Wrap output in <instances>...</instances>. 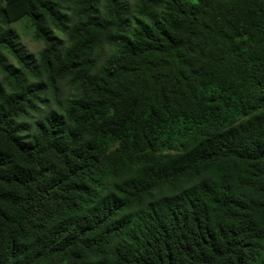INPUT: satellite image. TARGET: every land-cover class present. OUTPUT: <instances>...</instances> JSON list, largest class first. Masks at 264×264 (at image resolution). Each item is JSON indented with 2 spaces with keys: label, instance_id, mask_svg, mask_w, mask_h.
Returning <instances> with one entry per match:
<instances>
[{
  "label": "trees",
  "instance_id": "trees-1",
  "mask_svg": "<svg viewBox=\"0 0 264 264\" xmlns=\"http://www.w3.org/2000/svg\"><path fill=\"white\" fill-rule=\"evenodd\" d=\"M0 264H264V0H0Z\"/></svg>",
  "mask_w": 264,
  "mask_h": 264
},
{
  "label": "rangeland",
  "instance_id": "rangeland-1",
  "mask_svg": "<svg viewBox=\"0 0 264 264\" xmlns=\"http://www.w3.org/2000/svg\"><path fill=\"white\" fill-rule=\"evenodd\" d=\"M17 29L20 31L22 35V43L26 47L28 51L31 53H38V51L42 48V44L35 41L28 32L25 23L16 25Z\"/></svg>",
  "mask_w": 264,
  "mask_h": 264
}]
</instances>
